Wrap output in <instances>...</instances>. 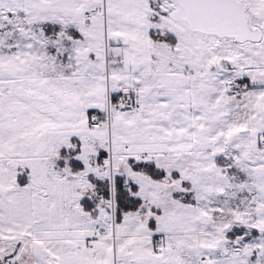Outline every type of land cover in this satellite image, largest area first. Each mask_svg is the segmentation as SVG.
I'll return each instance as SVG.
<instances>
[{"label":"snow or ice","instance_id":"6c2138e0","mask_svg":"<svg viewBox=\"0 0 264 264\" xmlns=\"http://www.w3.org/2000/svg\"><path fill=\"white\" fill-rule=\"evenodd\" d=\"M0 264H264V0H0Z\"/></svg>","mask_w":264,"mask_h":264}]
</instances>
